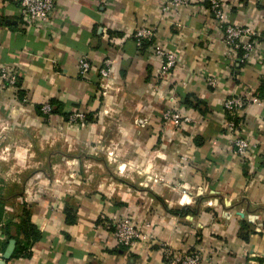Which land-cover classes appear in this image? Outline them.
Segmentation results:
<instances>
[{"label":"crops","instance_id":"0c3cea01","mask_svg":"<svg viewBox=\"0 0 264 264\" xmlns=\"http://www.w3.org/2000/svg\"><path fill=\"white\" fill-rule=\"evenodd\" d=\"M218 1L231 24L258 33L246 63L224 44L209 0L167 15L161 0H57L42 27L25 25L19 0H0V68L20 83L0 84V161L27 174L36 157L49 159L37 169L44 183L21 200L40 238L0 230V262L15 240L6 264H164V245L198 253L201 264H264V0ZM143 27L177 53V68L160 73L152 42L134 38ZM81 59L91 65L85 75ZM249 94L262 104L235 122L258 147L242 159L229 145L223 103ZM173 97L193 125L163 123ZM51 101L56 112L46 117L39 108ZM72 112L88 123L71 125ZM30 135L62 149L36 154ZM121 216L155 240L118 245L112 223Z\"/></svg>","mask_w":264,"mask_h":264},{"label":"built area","instance_id":"2783aa9c","mask_svg":"<svg viewBox=\"0 0 264 264\" xmlns=\"http://www.w3.org/2000/svg\"><path fill=\"white\" fill-rule=\"evenodd\" d=\"M21 5V16L25 25L42 27L48 23L51 13L55 8L57 0H19ZM193 0H161L160 12L167 15L172 9L188 7ZM210 12L216 20L223 36L224 44L230 51H242L241 61L246 63L252 51L255 49V39L258 36L257 31L251 26H235L230 23L228 15L224 11L223 5L218 0H209ZM156 30L150 27H143L135 30L134 38L139 46L145 41L152 42L153 57L161 64L160 73L168 74L179 65L177 53L169 50L159 43H155ZM90 63L86 59L79 62L80 74L85 75L90 70ZM112 62L105 61L99 69L101 93L105 97L110 91V77L112 75ZM264 81V75L262 77ZM210 84L215 85V80H210ZM0 84L2 88L16 89L18 86V73L6 67L0 68ZM157 88V87H156ZM179 100L172 98L170 106L164 110L162 121L164 124H172L175 127L183 125H193L194 119L181 112L178 108ZM251 104L261 105L262 101L249 95L233 97L223 103V109L228 116L235 117L240 112H245ZM50 102L41 106V112L44 116L50 117L52 114ZM68 122L74 127L81 128L86 124V114L83 112H72L68 115ZM225 127L228 132V142L233 153L245 159L250 153L256 151L257 144L239 134L240 130L236 122L232 119H226ZM149 225H146L148 228ZM112 236L118 245L125 248H132L137 242L152 243L155 236L135 223L128 216L119 217L112 223ZM164 264H201V256L196 253L175 252L170 247L164 245Z\"/></svg>","mask_w":264,"mask_h":264},{"label":"rangeland","instance_id":"374dc122","mask_svg":"<svg viewBox=\"0 0 264 264\" xmlns=\"http://www.w3.org/2000/svg\"><path fill=\"white\" fill-rule=\"evenodd\" d=\"M29 138L32 141L33 150L34 149L37 150L36 154L43 153L47 151V149L51 150L54 148H60V147H55L54 145L52 146L48 145L46 147L44 144H42L41 141H39L38 137H34L30 135ZM69 147L70 146L67 145L66 149H69ZM36 158L33 160L32 163L33 169H31V173H27V174L21 172L22 168L20 167L10 166L0 161V189H1L0 196L2 198L4 197L7 199L6 202L9 205V207L7 208L9 209V215H11L10 218L18 213V210L22 202L21 200L28 197L30 193L35 191V190H30L29 188L37 186L38 184H40V182L44 183L46 179V178L43 179L44 175H41L42 173H40V171L37 169L42 165L48 166L49 164L47 162H49V159L42 157H40L41 159H36ZM1 185L3 186L6 185L7 187L2 188Z\"/></svg>","mask_w":264,"mask_h":264},{"label":"trees","instance_id":"16d2710c","mask_svg":"<svg viewBox=\"0 0 264 264\" xmlns=\"http://www.w3.org/2000/svg\"><path fill=\"white\" fill-rule=\"evenodd\" d=\"M210 8V4H209ZM240 56L242 57L243 52L240 51ZM264 82V81H263ZM20 83L17 84L19 87ZM52 106V101L50 102ZM41 108H39L40 110ZM53 109V106H52ZM56 110H52V114H54ZM68 119V115H67ZM228 119H232L234 121L235 117L229 116ZM86 123H88V117L86 115ZM1 191V189H0ZM6 198H2L0 196V230H2L8 238L19 240L20 236H23L26 239H32L33 241H37L40 238V233L38 232L36 226L31 222V211L29 207L27 206L26 203H21V206L18 210V213L14 215L13 217L5 220V214H6V207H7V202ZM69 222H72V220H69ZM13 232L15 234H13ZM17 251L15 254H17Z\"/></svg>","mask_w":264,"mask_h":264},{"label":"water","instance_id":"95a60500","mask_svg":"<svg viewBox=\"0 0 264 264\" xmlns=\"http://www.w3.org/2000/svg\"><path fill=\"white\" fill-rule=\"evenodd\" d=\"M15 246H16V241L15 240H11L9 242V245L3 255V259L1 260L0 264H6V262L11 258L13 252H14V249H15Z\"/></svg>","mask_w":264,"mask_h":264}]
</instances>
